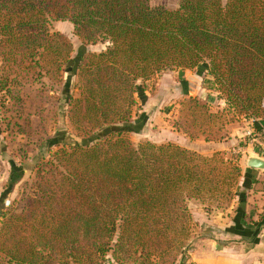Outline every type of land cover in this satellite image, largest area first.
Masks as SVG:
<instances>
[{"label": "trees", "instance_id": "1", "mask_svg": "<svg viewBox=\"0 0 264 264\" xmlns=\"http://www.w3.org/2000/svg\"><path fill=\"white\" fill-rule=\"evenodd\" d=\"M152 1L0 0L5 100L63 84L74 47L50 23L68 21L84 45L108 44L79 60L69 124L89 138L112 129L103 140L59 148L40 163L25 205L1 213L3 262L186 264L193 236L188 202L224 210L237 197L243 169L233 156H205L173 143L136 145L126 127L148 80L168 69L199 68L211 77L204 88L226 105L213 111L190 96L180 104L177 129L191 139L223 141L232 123L247 119L259 132L264 0H180L175 9ZM255 182L254 192L264 191Z\"/></svg>", "mask_w": 264, "mask_h": 264}, {"label": "rangeland", "instance_id": "2", "mask_svg": "<svg viewBox=\"0 0 264 264\" xmlns=\"http://www.w3.org/2000/svg\"><path fill=\"white\" fill-rule=\"evenodd\" d=\"M179 1L180 0H153L152 4L154 6H166L175 9L178 7ZM223 1L226 2V0ZM50 29L53 33L59 32L65 35L72 42L74 47L72 58L65 67L63 84L52 90L51 86L48 85L46 88L47 90L42 91V89L41 93H23L24 95H29V97H21L16 92L13 95L14 98L9 97L8 101L5 100L4 94L0 93V226L2 221L1 215L3 213L10 210L19 211L25 205L27 197L32 191L31 186L37 168L43 160H48L50 155L59 148L70 147L77 143L84 145L93 144L98 140L107 138L110 133L109 129H111V127H104L98 130L91 138L80 136L70 126L67 117V105L72 97L78 95L76 70L80 58L86 53H100L106 50L108 44L98 43L96 45H84L81 39L75 34L73 24L68 21H51ZM1 65L0 60V68ZM203 72V75H205L206 71ZM202 73L200 70L197 72V74L201 75ZM161 74L155 75L144 84L145 90L152 93V97L154 99L156 98L155 101L157 102L159 99L166 96L164 93L162 96L157 95L158 87L156 84L158 80L162 78ZM204 78H206V76L203 77V81ZM167 88L168 87H164L160 90L161 92H165ZM53 93L57 95L59 102L51 100L50 96L55 97L52 95ZM182 94V90H179L180 97L174 98L172 100L173 104L168 102L162 105L160 111H158L157 107L153 110L149 108L148 111L150 112L147 116L149 119L153 117V121L151 122L152 126L148 128L147 132L143 131L139 134L127 132L126 135L129 139L136 145L146 141L160 145V140H162L164 136H168V126L183 133L177 129L180 104L186 99L181 98ZM172 95H174V93ZM136 97L139 100L138 96ZM210 107L213 111H218L216 108L221 106L218 105V102H215L210 105ZM141 109L142 106L138 102L134 111V117ZM174 111L176 112L171 115ZM165 127L167 129H165ZM227 132L229 133L228 137L232 140V142L227 141L228 144L230 143V146L227 147L233 146L235 151L218 152L226 153L229 157L233 156L243 169V177L240 180L238 195L230 206L224 210H215L212 207L202 205L200 202L195 203V201L188 203L193 220V236L191 238L190 253H188L186 264H194L191 261L194 255L202 256V254L208 252V247H210L209 245H211L210 242H212L213 238L219 243L236 244L242 241L236 238L224 239V236L218 233L216 229H210L208 227L204 229L203 227L204 225H208L207 221L212 220L213 217H220L221 213L234 216L236 209L240 207L241 195L243 194L244 197L249 194L250 197V193L253 190L252 188L256 185L255 181L258 179L261 181V184H264V171L249 169L247 167L249 156L263 158L261 152H258L259 144L257 143H263L261 139L262 135L252 130V125H250L249 120L246 121V119L232 123ZM230 134L232 136H230ZM254 139H256V141H254ZM209 147H211L210 144L205 146L206 149H209ZM201 151L207 150L202 148ZM210 216H212V218H210ZM204 248H207V251H204ZM192 252H195L193 256L190 255ZM108 259H110V256ZM0 264L8 263L3 262L0 258ZM105 264L114 263L109 262Z\"/></svg>", "mask_w": 264, "mask_h": 264}, {"label": "crops", "instance_id": "3", "mask_svg": "<svg viewBox=\"0 0 264 264\" xmlns=\"http://www.w3.org/2000/svg\"><path fill=\"white\" fill-rule=\"evenodd\" d=\"M205 71V75H203L204 72L202 75L197 74L199 68L195 70L168 69L162 72V74L160 73L162 78L156 84L158 87L157 95L162 96L164 93L166 96L157 102L155 101L156 98L154 99L152 97V93H149L147 90L139 92L136 96L140 100L137 99L142 109L135 115L131 124L128 127H124L128 128L129 133L139 134L143 131L147 132L148 128L152 126L151 122L153 121V117L149 119L147 116L150 112L148 111L149 108L153 110L157 107L158 111H160L162 105L168 102L172 103L174 98L180 97L179 90H182L183 94L181 98L183 99L192 96L206 100L210 105L218 102V105L221 107H217L216 109L223 110L226 103L221 99L219 93L208 91L203 87V77H210L209 71ZM164 87L168 88L165 92H161L160 89ZM173 93L174 95H172ZM261 123L264 126V122ZM249 124L252 125V130H255L251 120H249ZM166 127L165 129H167ZM167 130L168 136H164L160 140L161 144L174 143L205 156H211L218 151H235L233 146L227 147L230 146L228 142H232L230 138L223 141H206L204 138L191 139L186 134L176 131L171 126H168ZM230 136L232 135L230 134ZM207 144L211 146L209 149L205 148ZM201 147L207 151H201ZM250 194V197L248 194V196L243 198L245 201V216L240 220L239 224L236 222V216H238L236 209L234 216L221 213L220 217L215 216L212 220L207 221L208 225L202 226L204 229L207 227L216 229L218 233L224 236V239L236 238L242 241L236 244L219 243L213 238L212 242H210V247H208V252L202 254V256L194 255L195 252L190 254L192 256L194 255L191 260L194 264H264V191L256 193L252 190ZM194 201L192 200V202ZM197 202L195 201V203ZM203 244L207 245L206 243ZM206 249L204 248V251H207Z\"/></svg>", "mask_w": 264, "mask_h": 264}, {"label": "water", "instance_id": "4", "mask_svg": "<svg viewBox=\"0 0 264 264\" xmlns=\"http://www.w3.org/2000/svg\"><path fill=\"white\" fill-rule=\"evenodd\" d=\"M247 167L249 169L264 171V159L258 156H249L247 160Z\"/></svg>", "mask_w": 264, "mask_h": 264}, {"label": "built area", "instance_id": "5", "mask_svg": "<svg viewBox=\"0 0 264 264\" xmlns=\"http://www.w3.org/2000/svg\"><path fill=\"white\" fill-rule=\"evenodd\" d=\"M251 121L254 124V121L253 120H251ZM258 133H260L262 135L261 139L263 140V143L257 142L259 144L258 152H261V155L263 156V159H264V126ZM254 141H256V139H254Z\"/></svg>", "mask_w": 264, "mask_h": 264}]
</instances>
